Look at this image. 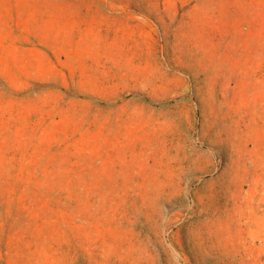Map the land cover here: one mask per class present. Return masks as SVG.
I'll return each mask as SVG.
<instances>
[{
    "label": "rangeland",
    "instance_id": "1",
    "mask_svg": "<svg viewBox=\"0 0 264 264\" xmlns=\"http://www.w3.org/2000/svg\"><path fill=\"white\" fill-rule=\"evenodd\" d=\"M0 264H264V0H0Z\"/></svg>",
    "mask_w": 264,
    "mask_h": 264
}]
</instances>
